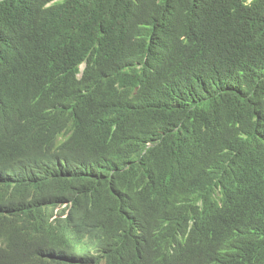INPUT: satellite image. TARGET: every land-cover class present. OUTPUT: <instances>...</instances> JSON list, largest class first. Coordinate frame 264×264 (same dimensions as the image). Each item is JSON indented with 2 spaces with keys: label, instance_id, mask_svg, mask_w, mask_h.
<instances>
[{
  "label": "trees",
  "instance_id": "obj_1",
  "mask_svg": "<svg viewBox=\"0 0 264 264\" xmlns=\"http://www.w3.org/2000/svg\"><path fill=\"white\" fill-rule=\"evenodd\" d=\"M137 236L264 264V0H0V264H138Z\"/></svg>",
  "mask_w": 264,
  "mask_h": 264
},
{
  "label": "clouds",
  "instance_id": "obj_2",
  "mask_svg": "<svg viewBox=\"0 0 264 264\" xmlns=\"http://www.w3.org/2000/svg\"><path fill=\"white\" fill-rule=\"evenodd\" d=\"M33 77V69H29L26 72H18L11 76L10 78V86L13 89H19L22 88L26 83L31 84L34 81ZM55 213L57 216H60L61 213H63L62 218L65 219H71L73 218L74 211H73V201L70 200L68 202H65L63 204H60L56 207ZM82 239L90 245L91 242L94 241V238L96 236L93 232H86V233H80ZM144 251V243L141 241V238L139 236L131 238L130 243L127 246V248L123 251V255L125 258L128 259V261L131 262V260H138V264L142 263V254Z\"/></svg>",
  "mask_w": 264,
  "mask_h": 264
}]
</instances>
